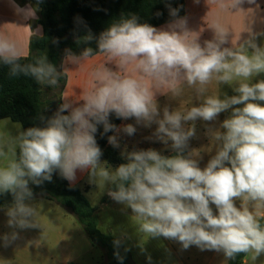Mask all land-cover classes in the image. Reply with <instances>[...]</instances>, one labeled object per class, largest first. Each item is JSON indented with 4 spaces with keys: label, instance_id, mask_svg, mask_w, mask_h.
I'll use <instances>...</instances> for the list:
<instances>
[{
    "label": "clouds",
    "instance_id": "9594fccd",
    "mask_svg": "<svg viewBox=\"0 0 264 264\" xmlns=\"http://www.w3.org/2000/svg\"><path fill=\"white\" fill-rule=\"evenodd\" d=\"M42 2L21 11L36 19ZM206 4L216 9L207 24L211 39L201 41L203 29L192 30L187 17L179 15L180 7L168 3L171 20L160 28L129 14L113 20L98 37L91 31L78 37L77 45L95 40L96 48L65 49L63 70L45 52L30 54L9 33L0 32V67L10 79L31 78L41 90L58 88L68 73L66 65L79 67L99 58L78 98L62 95L64 103L51 117L38 113L33 119L39 122L27 128L0 125V195L12 197L0 205L10 229L0 234L3 247L19 240L24 230L43 232L30 185L51 182L57 171L74 182L80 170L87 172L97 195L106 191L131 210L130 220L143 238L164 237L184 250L214 251L223 255V264L238 257L242 264H264V31L253 28L254 8L244 7L259 5L256 0ZM222 14L244 18L239 33L222 22ZM32 34L42 38L39 29ZM224 86L234 94L223 91ZM186 90L192 93L190 106L161 109L158 95L177 102ZM221 113L228 114L222 121ZM113 115L134 124L117 126L110 121ZM197 121L205 123L207 148L191 147ZM153 125L147 139L171 155L125 145L118 166L101 159L99 126L101 135L113 133L108 143L121 148L122 133L132 136L137 126ZM202 152L210 154L203 167ZM120 243L113 241L114 255L122 262Z\"/></svg>",
    "mask_w": 264,
    "mask_h": 264
},
{
    "label": "trees",
    "instance_id": "16d2710c",
    "mask_svg": "<svg viewBox=\"0 0 264 264\" xmlns=\"http://www.w3.org/2000/svg\"><path fill=\"white\" fill-rule=\"evenodd\" d=\"M21 2L34 6L36 0ZM168 3L174 8L180 7L179 15L185 16V0H43L40 4L41 10L36 13L37 18L34 21L43 29L42 38L34 35L30 37L29 53L35 54L40 49L47 54L49 61L61 70L65 49L79 53L86 46L96 48L95 40L89 45L83 43L77 45L78 37H82L88 31L98 37L113 20L129 14H136L140 17V22L155 27L165 25L171 20L166 7ZM158 12L161 15L157 16ZM65 82L66 77H62L58 88L45 87L41 90L31 78L21 76L10 79L7 76V69L0 67V120L7 119L27 128L39 122L33 119L38 113L51 117L61 105V93ZM110 121L117 126L122 122L114 115L110 117ZM102 132L103 127L99 126L96 140L103 152L101 159L108 161L109 164L119 165L123 161L118 150L107 141V137L113 133L101 135ZM30 187L34 197L41 196L69 210L90 242L105 252L107 264H131L129 252L121 246L118 251L123 260L121 262L116 258L114 252L117 249L113 244L115 238L99 228L96 210L78 185L71 186L57 171L53 174L51 182L45 181L41 186ZM11 199L10 194L0 195V205L10 203ZM229 264H242V259L238 257Z\"/></svg>",
    "mask_w": 264,
    "mask_h": 264
},
{
    "label": "rangeland",
    "instance_id": "374dc122",
    "mask_svg": "<svg viewBox=\"0 0 264 264\" xmlns=\"http://www.w3.org/2000/svg\"><path fill=\"white\" fill-rule=\"evenodd\" d=\"M222 90L229 95L234 94L227 86ZM191 101L192 93L186 90L184 96L177 102L164 96L158 104L161 109L164 106L174 108L177 106L176 103L190 106ZM227 115L221 113L219 120L222 121ZM5 123L9 127L17 124L7 119L0 120V125ZM132 123L134 124V120ZM154 128L155 125L151 129L137 126V132L132 136L122 133L121 148H116L119 155L125 145L129 150L154 148L162 151L164 155L172 154L170 150H164L161 143L147 139L152 135ZM196 133V138L190 142L191 147L207 148L209 140L205 134L204 122H196ZM202 156L201 167L207 163L210 154L202 152ZM78 187L84 191L85 196L94 206L99 228L120 239L121 248L130 254L131 264H223V255L214 251H201L196 246L183 250L178 242L164 237L143 238L137 233L136 227L130 220L131 210L113 201L106 191L97 195L98 189L88 182V174L78 183ZM34 202L39 204L43 232L41 229L24 230L20 233V239L11 246L3 247L0 243V264H107L105 252L90 242L69 210L41 196L34 197ZM6 220L7 217L3 211H0V234L10 231L6 227ZM185 253L198 254V262L193 263L179 257Z\"/></svg>",
    "mask_w": 264,
    "mask_h": 264
},
{
    "label": "crops",
    "instance_id": "0c3cea01",
    "mask_svg": "<svg viewBox=\"0 0 264 264\" xmlns=\"http://www.w3.org/2000/svg\"><path fill=\"white\" fill-rule=\"evenodd\" d=\"M256 4L259 5V8H256L255 5L250 6L247 4H245L244 7L254 8V15L252 17L254 30L264 31V0H256ZM30 6V4H22L21 0H0V32L9 33L14 39L20 42L28 53L29 40L33 35L32 31L39 29L40 35L43 34L42 27L34 22L36 19H27L24 11H21L26 10ZM215 13L216 9L214 7L209 8L206 4V0H199V3H196L195 0H185V16L188 19V26L195 31L203 29L201 33V41L212 38V30L207 27V24L210 23ZM222 22L225 25L230 26L234 33H239L245 20L240 15L222 14ZM165 25H161L157 28ZM243 35L246 36V33ZM261 42H264V37L261 38ZM97 63H99V58L86 62L79 67L73 64L66 65L65 67H67L68 73L66 75V82L61 97L62 95H68L69 100H75V98H78L81 90L86 87L89 78L88 74L91 71L92 66ZM60 68L63 70L62 67ZM163 97L164 96L158 95L157 100L159 101ZM62 103H64V100L61 98V104ZM127 123H132V119L126 121L122 120L120 125ZM86 174V171L81 172L80 170H77L76 180L74 182L67 181L71 186L78 185ZM198 256V254L189 255L185 253V255L179 257L196 263V261L198 262Z\"/></svg>",
    "mask_w": 264,
    "mask_h": 264
}]
</instances>
